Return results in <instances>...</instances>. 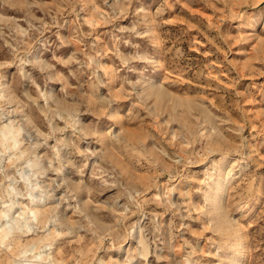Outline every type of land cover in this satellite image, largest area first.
<instances>
[{
	"label": "rangeland",
	"instance_id": "obj_1",
	"mask_svg": "<svg viewBox=\"0 0 264 264\" xmlns=\"http://www.w3.org/2000/svg\"><path fill=\"white\" fill-rule=\"evenodd\" d=\"M0 94L23 109L0 152L51 109L88 153L60 150L55 200L15 198L47 227L0 218V264H264V0H0Z\"/></svg>",
	"mask_w": 264,
	"mask_h": 264
},
{
	"label": "clouds",
	"instance_id": "obj_2",
	"mask_svg": "<svg viewBox=\"0 0 264 264\" xmlns=\"http://www.w3.org/2000/svg\"><path fill=\"white\" fill-rule=\"evenodd\" d=\"M131 31L134 32L135 29ZM84 99L85 98H81L82 102ZM12 103H14V101L0 94V124H2L5 119L14 116V114L18 112L23 113V109L19 105L16 108H10L9 105ZM25 107H27V105H25ZM47 111L54 113L53 117H50L48 120L50 131L47 134L40 132L35 124H33L31 118L27 115H24L22 120L9 119L8 123L4 125L6 134L4 136L3 151L0 152V174L3 175V179L0 180V189L3 190L4 195L0 197V199L8 202L4 203L3 211H0V218L10 221V224L5 226L9 231L17 230L27 234L42 227H47L46 222L42 224L36 223L37 216L32 214L21 216L19 220L11 218L13 208L17 207V204L14 202L15 198H24L28 200L30 202L29 206L44 204L47 200H55V192L62 185L58 184L56 180L51 178L46 179V177L48 172L59 174L65 167L60 156V150L70 149L81 155H88L86 152H80L77 142H73L71 139L66 140L63 135L57 137V133L63 134L67 128L73 127V124L69 123L66 119L64 128L53 127L52 118L59 116L60 113L51 109ZM75 114L76 113L73 112V115ZM60 118L65 119L63 116ZM83 131L82 129L73 127L72 135L76 136L77 141H79V139L82 138L81 134ZM32 133H35V136H33ZM22 136L27 139V144L23 151H21V146L24 145L25 142L21 139ZM104 138L117 139V137L108 135H105ZM49 139H54L56 141L54 146L48 144ZM41 147L51 150V156H49L47 152L42 156H37L36 151ZM91 155H96V153H91ZM44 161L48 162L46 167L44 166ZM211 166V160L204 165L205 168H210ZM9 169L14 170L12 174H9ZM104 175H106V173L101 172L100 178L102 179ZM5 182H7V184H5ZM79 187V185H76L75 189L78 190ZM91 194L92 192L89 190V195ZM60 199H67V196L61 197ZM56 207H59V204H56ZM83 208V211L77 210L78 214L87 219V202H85ZM20 221H23L22 228L17 227ZM29 255L27 251L21 252L18 258L20 264H35V261L42 258L37 255L31 259H27Z\"/></svg>",
	"mask_w": 264,
	"mask_h": 264
},
{
	"label": "bare ground",
	"instance_id": "obj_3",
	"mask_svg": "<svg viewBox=\"0 0 264 264\" xmlns=\"http://www.w3.org/2000/svg\"><path fill=\"white\" fill-rule=\"evenodd\" d=\"M32 248H33V247H32ZM233 263H236V264H237L238 262H235V261H234Z\"/></svg>",
	"mask_w": 264,
	"mask_h": 264
}]
</instances>
